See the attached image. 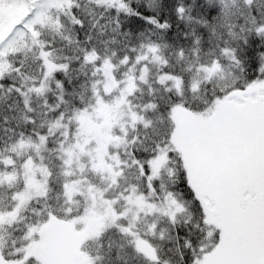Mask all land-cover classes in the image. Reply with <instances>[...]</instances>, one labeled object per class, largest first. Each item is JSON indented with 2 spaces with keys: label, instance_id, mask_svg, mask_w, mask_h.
<instances>
[{
  "label": "snow or ice",
  "instance_id": "6c2138e0",
  "mask_svg": "<svg viewBox=\"0 0 264 264\" xmlns=\"http://www.w3.org/2000/svg\"><path fill=\"white\" fill-rule=\"evenodd\" d=\"M0 264H264V0H0Z\"/></svg>",
  "mask_w": 264,
  "mask_h": 264
}]
</instances>
